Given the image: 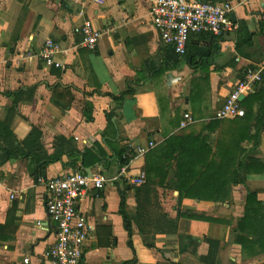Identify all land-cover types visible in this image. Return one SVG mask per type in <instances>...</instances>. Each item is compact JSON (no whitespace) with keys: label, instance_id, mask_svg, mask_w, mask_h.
<instances>
[{"label":"crops","instance_id":"0c3cea01","mask_svg":"<svg viewBox=\"0 0 264 264\" xmlns=\"http://www.w3.org/2000/svg\"><path fill=\"white\" fill-rule=\"evenodd\" d=\"M229 1L236 39L215 38L193 68L162 42L149 0H0V264H51L41 178L122 168L80 201L94 227L84 264H264V0ZM84 23L110 30L93 50L75 32ZM47 40L62 67L40 60ZM261 68L246 118L215 119Z\"/></svg>","mask_w":264,"mask_h":264},{"label":"built area","instance_id":"2783aa9c","mask_svg":"<svg viewBox=\"0 0 264 264\" xmlns=\"http://www.w3.org/2000/svg\"><path fill=\"white\" fill-rule=\"evenodd\" d=\"M89 1L101 4L104 0ZM149 2V15L154 28L162 42L172 47L179 57L187 54V46L192 36L208 34L211 40L224 38L236 33L239 28L231 18L235 6L229 0L220 2L149 0ZM75 32L82 34L83 47L93 50L110 30H95L89 23H84L77 27ZM59 49L58 44L47 40L39 52L40 60L47 66L62 67V64L55 60ZM261 74L262 68L257 72L248 71L243 82L235 88L223 108L216 113L215 119L244 117L245 110L241 107L240 97L252 92L254 84L260 81ZM191 119L190 114H185L181 127H186ZM154 146V142H149L147 146L137 147L136 150L129 148L124 157L131 163L143 157ZM123 173L125 168L109 178L101 173L88 174L76 171L65 176L41 179L40 182L46 191L45 208L57 229L56 243L48 254L51 264H84L85 246L94 227L80 211V201L87 191L102 190L106 184L118 181ZM143 183L144 175L129 180L132 186Z\"/></svg>","mask_w":264,"mask_h":264},{"label":"trees","instance_id":"16d2710c","mask_svg":"<svg viewBox=\"0 0 264 264\" xmlns=\"http://www.w3.org/2000/svg\"><path fill=\"white\" fill-rule=\"evenodd\" d=\"M217 39H219V38H217ZM210 43H212V44H210V46H208V47H205L204 49L198 48L193 43H191L189 45V49L187 48L188 49V53H187V55H185V58H186L188 64L191 67H193V68L194 67H199L201 63L203 64V63H205V62L207 63L209 61L211 55L215 51V48H217V44L215 43V39L211 40ZM128 93H132V92L131 91H128L127 94ZM125 95L126 94H123V95H121L119 97H113V100H115L117 102H119V101L120 102H123V99H124V96ZM245 118H246V113H245V116L242 117V119L244 120ZM126 152H127V149H124L122 152H120L118 154L122 165H126L129 162V159L128 158L123 157V155ZM44 179H46V178H44ZM39 180H40V178H39Z\"/></svg>","mask_w":264,"mask_h":264},{"label":"water","instance_id":"95a60500","mask_svg":"<svg viewBox=\"0 0 264 264\" xmlns=\"http://www.w3.org/2000/svg\"><path fill=\"white\" fill-rule=\"evenodd\" d=\"M232 19H233V22H236L234 14L232 15ZM226 38H228L229 40H235L236 39L235 33H233L229 36H226ZM244 98H245V96H241L240 100L242 101Z\"/></svg>","mask_w":264,"mask_h":264},{"label":"rangeland","instance_id":"374dc122","mask_svg":"<svg viewBox=\"0 0 264 264\" xmlns=\"http://www.w3.org/2000/svg\"><path fill=\"white\" fill-rule=\"evenodd\" d=\"M60 50V49H59Z\"/></svg>","mask_w":264,"mask_h":264}]
</instances>
